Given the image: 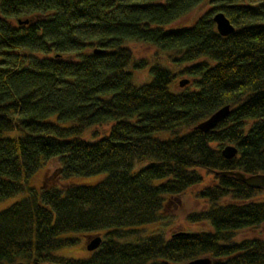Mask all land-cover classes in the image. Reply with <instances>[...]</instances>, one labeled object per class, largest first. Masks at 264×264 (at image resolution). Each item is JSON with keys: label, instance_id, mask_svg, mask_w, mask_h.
I'll use <instances>...</instances> for the list:
<instances>
[{"label": "trees", "instance_id": "obj_1", "mask_svg": "<svg viewBox=\"0 0 264 264\" xmlns=\"http://www.w3.org/2000/svg\"><path fill=\"white\" fill-rule=\"evenodd\" d=\"M129 41L174 52L181 71L155 57L135 84L146 61ZM179 75L193 89L174 92ZM226 105L215 128L192 130ZM50 162L56 177L38 186ZM231 170L264 174V0H0V201L23 195L0 210V264H264L263 237L236 239L264 225L263 191L217 174ZM205 177L203 208L182 220L208 230L152 227ZM97 234L86 259L54 254Z\"/></svg>", "mask_w": 264, "mask_h": 264}, {"label": "rangeland", "instance_id": "obj_2", "mask_svg": "<svg viewBox=\"0 0 264 264\" xmlns=\"http://www.w3.org/2000/svg\"><path fill=\"white\" fill-rule=\"evenodd\" d=\"M199 13L197 12H192V14L187 15L185 17H183L182 19H180L176 24H183L185 22H187L188 20H190L192 17L194 16H198ZM127 45L132 49L133 55H134V59L136 61H146V65L142 68H136V69H132L133 70V75H134V83L137 85H142L145 83H148L151 79V73H150V69L154 66L155 64V57H161L164 58L165 61H163L162 65L163 67H166L172 71H177L180 72L181 70H175V68L173 67V65H171L172 63L170 62V59H166V56L169 55H173L174 52H164L162 50H159L158 48H156V46L146 43V42H140V41H129L127 43ZM175 81L173 83V90L174 92H180L181 90L185 89V88H189V89H193L192 87V83H193V79L190 78L189 76H184V75H179L177 77H175ZM183 79L187 80V84L183 87L179 86V82ZM52 121H55V117L51 118ZM156 138H159L160 140H166L168 139V135L166 133H162L157 135L156 134ZM55 163L54 162H50L46 165V167H43V169L41 171H39L35 178H34V182L40 186L42 184H44V186L48 183H51L55 177ZM203 174V173H202ZM93 178H82L80 179L81 182H89L92 181ZM211 177H205L204 178V184L197 187L196 189L192 190L191 192H185V194L178 200L175 201L174 203L168 205V207L166 208L165 211H163V216L168 217V219L163 218L161 220V222H159L156 225H153L152 227H154V229L164 232L166 234V236H170L175 232H197V231H201V230H208L209 227L207 225H192L189 226L187 224H184L183 220H182V213L186 212L189 209H200L203 208V203L200 202L199 200H197L193 193L198 189H202L206 186H209L211 184H213V182L211 181ZM23 195H17L13 198H8L5 199L3 201H0V210L7 208L8 206H10L13 202H15L16 200H19ZM173 218V219H172ZM263 237L264 238V225L259 227V228H254V229H249V230H245V231H240L237 236L236 239L237 240H241V239H245V238H254V237ZM75 237V236H73ZM77 238V236H76ZM78 242L75 245L72 246H67V247H63L61 249H59L58 251H56L54 254L55 255H59V256H63V257H68V258H73V259H86L90 256V252L84 250V243L85 240H83L82 237H78L77 238Z\"/></svg>", "mask_w": 264, "mask_h": 264}, {"label": "water", "instance_id": "obj_3", "mask_svg": "<svg viewBox=\"0 0 264 264\" xmlns=\"http://www.w3.org/2000/svg\"><path fill=\"white\" fill-rule=\"evenodd\" d=\"M213 15V23L215 24L216 30L219 35L226 37L230 35V33H233L235 31L234 26L230 23V21L226 18V16L222 12L214 13ZM28 19H19L17 23L19 24H28ZM95 53H101L102 51L96 49L93 50ZM187 84V80L183 79L179 82V86L183 87ZM230 108L228 105L220 108L216 112H214L211 116L208 118H205V120L197 123L195 126H193L192 130H199L203 133L208 132V130H212L215 128L221 121L225 119V117L229 116ZM222 156L225 159H231L236 156L237 149H235L232 145H226L224 148H222L221 151ZM219 175H227V176H233L237 178V180L241 181L245 185H247L250 188L253 189H261L263 191L264 196V174H254V175H245L242 172L239 171H229V172H218ZM186 234L184 232H179L175 235H183ZM102 237L99 235L90 236L88 243L85 247V250L91 252L96 250L100 244ZM187 264H210V259L207 257L197 258L194 259Z\"/></svg>", "mask_w": 264, "mask_h": 264}, {"label": "flooded vegetation", "instance_id": "obj_4", "mask_svg": "<svg viewBox=\"0 0 264 264\" xmlns=\"http://www.w3.org/2000/svg\"><path fill=\"white\" fill-rule=\"evenodd\" d=\"M88 237H83V240L87 241Z\"/></svg>", "mask_w": 264, "mask_h": 264}]
</instances>
